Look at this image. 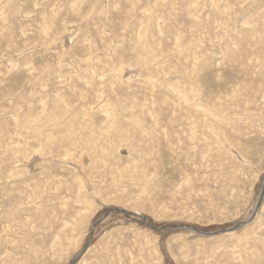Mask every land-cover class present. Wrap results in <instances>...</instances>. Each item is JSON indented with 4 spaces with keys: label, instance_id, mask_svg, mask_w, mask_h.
Here are the masks:
<instances>
[{
    "label": "rangeland",
    "instance_id": "obj_1",
    "mask_svg": "<svg viewBox=\"0 0 264 264\" xmlns=\"http://www.w3.org/2000/svg\"><path fill=\"white\" fill-rule=\"evenodd\" d=\"M0 264H264V0H0Z\"/></svg>",
    "mask_w": 264,
    "mask_h": 264
},
{
    "label": "water",
    "instance_id": "obj_2",
    "mask_svg": "<svg viewBox=\"0 0 264 264\" xmlns=\"http://www.w3.org/2000/svg\"><path fill=\"white\" fill-rule=\"evenodd\" d=\"M260 203V202H259ZM259 203H258V205H259ZM121 211H123V210H121ZM124 212V211H123ZM138 216H140V217H142V218H144V219H146L144 216H141V215H138ZM154 229H159V227H153ZM233 229V228H232ZM194 230H198V229H196V228H194ZM231 230V229H230Z\"/></svg>",
    "mask_w": 264,
    "mask_h": 264
}]
</instances>
